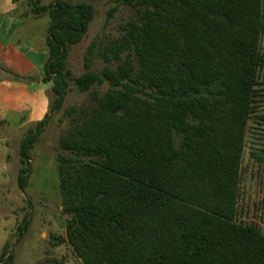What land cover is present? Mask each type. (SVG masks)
Wrapping results in <instances>:
<instances>
[{"label":"trees","instance_id":"trees-1","mask_svg":"<svg viewBox=\"0 0 264 264\" xmlns=\"http://www.w3.org/2000/svg\"><path fill=\"white\" fill-rule=\"evenodd\" d=\"M16 2L22 24L49 18L44 77L1 68L17 81L52 82L48 112L21 142L22 188L32 150L71 85L90 94L65 111L57 171L70 218L57 243L67 242L82 264H264V230L239 216L250 121H264V0H116L136 15L118 37L89 45L85 66L99 57L102 71L78 76L69 55L95 5ZM0 264H15L8 245Z\"/></svg>","mask_w":264,"mask_h":264},{"label":"rangeland","instance_id":"rangeland-1","mask_svg":"<svg viewBox=\"0 0 264 264\" xmlns=\"http://www.w3.org/2000/svg\"><path fill=\"white\" fill-rule=\"evenodd\" d=\"M52 1L42 0L43 3ZM80 1L94 4L97 13L86 37L71 48L69 67L74 76L86 71L100 73L106 65L102 58L94 57L91 66L88 69L85 66L89 45L98 37L105 43L118 37L121 26L136 15L133 8L116 0H74ZM48 21V16L27 19L28 28L37 33L42 47H46L44 39ZM4 73L7 74L6 71ZM261 80L258 114H264V75ZM109 87L110 83L106 81L97 89L104 93ZM89 97V92H81L74 84L71 85L64 107L52 113L46 130L32 150V173L25 188L19 182L20 172L26 166L21 161L20 148L34 122L22 125L19 116H11L0 123V254L8 245L14 251L15 264H82L67 242L56 241L65 237L67 219L70 218L64 212L59 191L57 155L62 152L60 136L70 124L66 109L82 106ZM246 140L239 216L246 222L257 223L264 230V161L252 156V152L264 156V121L258 115L250 121ZM28 215L30 224L21 235L19 227Z\"/></svg>","mask_w":264,"mask_h":264},{"label":"crops","instance_id":"crops-1","mask_svg":"<svg viewBox=\"0 0 264 264\" xmlns=\"http://www.w3.org/2000/svg\"><path fill=\"white\" fill-rule=\"evenodd\" d=\"M16 0H0V120L19 116L22 125L43 119L48 111L47 91L52 82L17 81L1 65L23 76L44 77L48 58L37 33L22 24Z\"/></svg>","mask_w":264,"mask_h":264}]
</instances>
